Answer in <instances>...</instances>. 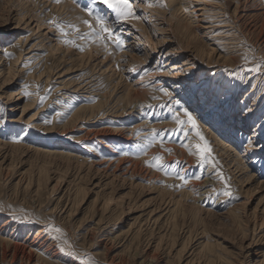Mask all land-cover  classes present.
Here are the masks:
<instances>
[{"label": "rangeland", "instance_id": "1", "mask_svg": "<svg viewBox=\"0 0 264 264\" xmlns=\"http://www.w3.org/2000/svg\"><path fill=\"white\" fill-rule=\"evenodd\" d=\"M134 1V17L147 28L145 36L153 45L144 38L139 44L128 33L130 19L117 20L115 12L102 3L94 8L121 37L122 48L111 41L105 46L90 36L82 23L90 18L81 7L90 0H79V4L74 0L60 4L0 0V118L6 120L0 123V264H83L85 259L94 264H262L257 261L264 252V224L259 225L264 219L263 161L240 155L249 142L248 133L257 131L256 123L264 113L256 121L248 120L250 113L244 118L240 108L253 99L256 102V90L251 97L247 95L252 86L264 87V69L249 71L264 59V40H260L264 37V0H137L153 3L148 9L161 12L136 8ZM238 11L247 14L238 18ZM53 18L78 26L79 34L65 28L67 35H62L48 23ZM220 22L228 25L223 28L230 33L227 47L236 45L231 50L238 55L243 73L242 67H233L221 55V43L227 40L218 33ZM65 39L74 44L64 43ZM179 42L186 46L183 51L167 53L179 49ZM138 47L149 49L150 55H142ZM128 51L139 58L135 60ZM6 52L12 57L4 55ZM245 55L251 63L245 64ZM187 56L193 69L180 68L177 77L186 82L177 90L169 83L175 78L159 74L170 68L165 63L179 64ZM7 67H11L10 74ZM60 70L67 74L57 79L55 73ZM150 70L153 77L147 78ZM225 75L234 86L222 81ZM67 78L71 80L67 90L56 91L57 82ZM190 83L196 84L193 90ZM144 86L146 99L153 103L128 108L119 115V108L127 102L126 90ZM161 87L169 90L170 97L158 90ZM201 94L209 102L201 103ZM227 97H232V103L226 106ZM186 98L201 105L197 109L189 102L187 110L209 142L219 173L238 199L223 196L224 183L217 170L210 165L201 168L196 155L189 152V147L195 152L199 142L191 126L186 125L187 137L177 130L173 115L178 111L179 118L186 121ZM263 101L259 98L257 105ZM165 104L168 106L162 107ZM14 107L17 109H11ZM227 107L238 112L230 117L234 122L228 128L240 121L244 129L235 126L228 133L227 128L222 132L214 127L215 113L231 112ZM77 109L79 115L74 113ZM95 110L101 114L88 119ZM207 111L209 119L202 113ZM152 129L163 130L160 135L164 148L172 149L170 154L159 143L145 150L143 137ZM92 130L100 134H92L96 132ZM137 130H141L139 135H134ZM130 131L131 137L126 139ZM257 134L253 142L263 145L264 138ZM260 151L264 157V148ZM157 154L163 157L160 163L172 167L158 171L146 166L145 161ZM14 215H26L35 222L13 219ZM49 225L62 229L61 239L55 238ZM64 238L68 244L63 243Z\"/></svg>", "mask_w": 264, "mask_h": 264}, {"label": "bare ground", "instance_id": "2", "mask_svg": "<svg viewBox=\"0 0 264 264\" xmlns=\"http://www.w3.org/2000/svg\"><path fill=\"white\" fill-rule=\"evenodd\" d=\"M169 1H172V0H169ZM134 3L136 4V8L137 7H142V8H144V10H147V12H152V11H156V12H161V10H156V8H153V9H151V10H149L148 8H149V2H147V1H145L144 3H139V1H137V0H135L134 1ZM238 5V4H237ZM236 5V7H235V11H237L238 10V6ZM96 7H98V5H95ZM209 11H214V8H212V10L211 9H209ZM75 12H77L79 15H82L81 13H79L78 11H75ZM172 14V13H171ZM246 12L245 11H238V13H237V17L238 18H240V17H242V16H246ZM130 21H131V24H132V27H130L129 29H128V33L129 34H132L134 37H136V38H138L139 39V41H138V43L139 44H143V42L141 41V38L143 39H145L147 42H151V40H149V38L148 37H146L145 36V33H144V31H146V27L141 23V21L139 20V18L138 17H133V18H130ZM185 21H187V20H185ZM180 23V22H179ZM181 25V24H180ZM184 25V24H183ZM186 25H189V24H186ZM185 26V25H184ZM228 25L227 24H221V22H220V24H217V27L218 28H220V32H218V33H223L224 34V37L226 38V40H227V42H223V43H221V44H223V46L224 47H222L221 48V51H224L221 55L223 56V59H224V61L226 62H229V63H231V64H233V67H236V68H238V67H242L243 68V65L241 64V62H239V57H238V55H236V54H234L235 52L233 51V50H231V49H234L235 48V46L236 45H232L233 47H231V46H229V47H227V44H230V33L228 32V31H225V30H223V28H225V27H227ZM190 27V26H189ZM171 28V27H170ZM157 29H161L160 27L159 28H157ZM178 30V29H177ZM191 31V30H190ZM189 32V31H188ZM176 33V32H175ZM184 33V32H183ZM182 34V33H181ZM44 35V34H43ZM176 35V34H175ZM177 36V35H176ZM196 37V36H195ZM184 39V38H183ZM199 39V38H198ZM260 40H264V37L262 36V38L260 39ZM180 43V42H179ZM264 43V42H263ZM150 45H153L152 44V42L151 43H149ZM190 44V43H189ZM184 47H186L185 46V44H182V43H180V46L178 47L179 49H177V50H175V49H169L168 51H167V53H172L173 51H176V52H180V51H183L185 48ZM97 48V47H96ZM59 49V48H58ZM224 49V50H223ZM97 50H99V48H97ZM209 50V49H208ZM31 51V50H30ZM100 51V50H99ZM138 51H140L141 53H142V55H144V56H148V55H150V53H149V49H147V48H141V47H138ZM154 51H156L155 49H154ZM95 52L96 53H98V51H96L95 50ZM129 53H130V56L131 57H133L135 60H137L139 57L136 55V54H134L132 51H128ZM21 53V52H20ZM20 53H19V55H20ZM28 53V52H27ZM100 53V52H99ZM182 53V52H181ZM209 54L211 53V51L209 50V52H208ZM106 54H104V56H102L103 58H102V60L103 59H105L106 58V56H105ZM186 56V55H185ZM20 57V56H19ZM27 57H30V55L29 56H27ZM142 59V58H141ZM140 59V60H141ZM139 60V61H140ZM144 60V59H143ZM142 61V60H141ZM190 63V58H188V56L186 57V59L184 60V61H181V62H179V64L176 62V63H165V66H170V68H168V70H167V72H160V76H163V75H169V77H171V78H175L176 80H175V82H171L172 80H170L169 81V83H171V84H173V86H174V88L175 89H177V90H179L180 89V87H181V85H183V83L184 82H186V80L185 79H183V78H180V77H177V75L178 74H180V68H183V65H187L188 67H187V71H191L192 69H193V65H188ZM12 67V66H11ZM11 67H7V73L8 74H10L11 73ZM242 68H240V72L241 73H243L244 72V68H243V70H242ZM2 71V70H1ZM76 70H73L72 72H75ZM174 71V72H173ZM148 72V71H147ZM218 72V74H220V72L218 71V70H216V73ZM2 73V72H1ZM51 73V72H50ZM55 74H58L57 75V79L58 78H60V77H63V75H65V74H67L65 71H58V72H56ZM154 73L153 72H151V70L147 73V75H146V77L147 78H152ZM219 76V75H218ZM50 76H48L47 75V77H46V79H48ZM201 77H204L203 75L201 76ZM119 78H122V74H120V77ZM142 78V77H141ZM68 79V78H67ZM67 79H63V80H60L59 82H57V83H59V85H58V87L56 88V91H58V90H60V91H62V90H67V87L69 86V84L71 83V80H70V78L67 80ZM221 79V76L219 77V79L218 80H220ZM205 80H207V77H204V80L203 81H205ZM226 81L227 83H230V84H228V85H230V86H234L235 85V82H233L232 81V79H231V77H229L228 75H225V76H223V78H222V81ZM128 85V84H127ZM156 85V84H155ZM157 85H159V82H158V84ZM190 85V89H192V87H193V85H196L195 83H190L189 84ZM254 85V84H253ZM129 86H130V84H129ZM218 86V85H217ZM216 86V87H217ZM243 86V85H242ZM145 88H133V90L132 91H130V88H132V87H129V89H127L126 90V92H127V95L126 96H128L125 100H127V102H126V104L125 105H123V106H121L119 109L121 110L120 111V113H119V115H123L124 113H126V111H127V109L129 108V109H136V108H140L141 106H143V105H145V104H148V103H153V101L152 100H150V99H146L147 98V92H148V90L146 89V86H144ZM75 88H77V85L75 86ZM193 90V89H192ZM255 90H256V92H258L257 93V96L255 97V98H257L255 101V103H254V99L252 100V103L250 104V105H248V106H246V108H240V109H242V110H244L245 111V113L243 114V117L245 116V115H247L248 113H250V116H248V120L250 119V120H253V121H256V120H258L260 117H261V115L264 113V101H263V103L261 104V105H257V103H258V100H259V98H261V97H263L264 98V87H260V86H256V89H253V86L250 88V90L247 92L248 94L247 95H249L250 97L254 94V92H255ZM178 92V91H177ZM181 92V91H180ZM191 93H193V91H191ZM200 93H202V91L200 92ZM141 94L143 95V97H141ZM193 94H195V93H193ZM125 96V97H126ZM19 98V97H18ZM229 98V100L230 101H228V100H226L225 102H224V104L227 106L230 102L232 103V97H227V99ZM198 99H201L200 100V102L202 103L203 101H208L209 102V99L207 98V96H204L203 94H201L200 95V97H198ZM184 101H186V104L183 106V109H187V105H188V103L190 102V99L189 98H186ZM224 101V100H223ZM194 103V102H193ZM218 102H217V100L215 101L214 100V102L212 103V105L214 106V107H216V106H218V104H217ZM183 104V103H182ZM99 105V104H98ZM190 105H192V106H194V107H198L197 109H201V105L198 103H194V104H191V102H190ZM211 105V106H212ZM255 106V108L253 109V107ZM81 107V106H80ZM213 107V108H214ZM89 109H90V107H88ZM93 108V107H92ZM91 108V109H92ZM212 108V107H211ZM251 109V112H249L247 109ZM11 109H17V107H14V108H11ZM81 109V108H80ZM95 109V108H94ZM93 109V110H94ZM226 109H231L232 111L231 112H227V113H225V114H222V113H220V112H218V114L217 113H215L216 114V121L215 122H213V124H214V127H216L218 130H220V131H222V132H224L223 130L225 129V128H227V131H228V133H231V131H232V133H233V131H235V130H233L234 128H235V126H237L238 128H240V130L243 128L244 129V127H242V124H241V122L239 121L238 122V125H237V123L235 122L234 123V126H232L231 128H228V125L230 124V123H232V122H234V120L232 119V118H230L233 114H235L237 111L235 110V111H233L234 110V108H226ZM99 110V109H98ZM117 110L118 109H116V111H113V112H117ZM79 111V109H77V111H75L74 113L75 114H77V112ZM96 111V110H95ZM91 112V114H89V116H87L88 117V119L89 118H92V119H95L98 115H100L101 113H98V111H96V112ZM129 113H131V112H129ZM203 114H204V116H205V118L206 119H209V117H211V113H209L208 111L205 113V112H202ZM238 113V112H237ZM77 115H79V114H77ZM81 116V115H80ZM245 118V117H244ZM0 119H3V118H0ZM243 119V118H242ZM174 124V123H173ZM261 124V125H260ZM256 125L258 126L259 125V127L256 129L257 131L256 132H253L252 134H250V133H248V136H249V139L248 140H251L252 142L253 141H255L254 139L256 138V135H255V133H258L257 135H261V137H263L264 138V127H262V126H264V118H262L261 120H259L257 123H256ZM13 127H15V126H13ZM234 127V128H233ZM101 130V129H100ZM89 131V132H88ZM88 131H86V132H88L87 133V135L89 134V133H91L90 131V129L88 130ZM92 131H96V132H94V133H92V134H95V135H99L100 134V131H98V130H92ZM130 133H132L131 131L130 132H127L126 134H125V137H127L126 139H130ZM132 135V134H131ZM100 142H101V140H99ZM254 143V142H253ZM255 144V143H254ZM5 145V144H4ZM7 145V144H6ZM256 145V144H255ZM242 148H243V150H244V153H242V155H240V156H246L247 155V157H249V158H253L252 160H255V158H258L259 157V160L262 162L263 161V165H262V167H263V169H264V157H262V155H263V151H260V149L261 148H264V143H263V145H256V147H255V149H250L249 148V146H248V143H246L245 144V146H242ZM40 151V150H39ZM48 151V150H47ZM52 151H55V150H52ZM55 154H61V152H59V151H56V152H54ZM249 155V156H248ZM251 155H253V157L251 156ZM100 159V158H99ZM240 159V158H239ZM250 159V160H251ZM98 160V158L96 159V161ZM95 161V162H96ZM99 161V160H98ZM98 161H97V163H98ZM253 162V161H252ZM88 163V162H87ZM89 163H91V162H89ZM94 163V162H93ZM241 163V161L239 160V163L238 164H240ZM99 164H100V162H99ZM134 165H136V163H134ZM242 167H245V166H243V164H242ZM93 168V167H92ZM96 169V168H95ZM130 174V173H129ZM251 175V174H250ZM250 175L248 174V177H250ZM210 178H208V179H205V181H204V183L206 184L207 183V180H209ZM195 184V183H194ZM208 184V183H207ZM199 186V185H198ZM202 186H204V185H202ZM201 186V187H202ZM191 190H192V188H191ZM195 191V190H194ZM204 192V191H203ZM207 192V190H205V192L204 193H206ZM196 200H198L196 197H194V201H196ZM196 206V205H195ZM200 210V209H199ZM202 210V209H201ZM259 225H260V227H262V225L264 224V219H261V220H259ZM234 225V224H233ZM255 225H256V223H254V225H253V227L255 228ZM253 228V229H254ZM245 234V233H244ZM243 234V236H245ZM253 239V238H252ZM5 242V241H4ZM12 245V244H11ZM207 246V245H206ZM256 255H258V254H256ZM259 256H261L262 257V259H260V260H258L257 262L258 263H262V264H264V252L262 253V254H260ZM258 256V257H259ZM154 258V257H153ZM155 260V259H154Z\"/></svg>", "mask_w": 264, "mask_h": 264}, {"label": "snow or ice", "instance_id": "3", "mask_svg": "<svg viewBox=\"0 0 264 264\" xmlns=\"http://www.w3.org/2000/svg\"><path fill=\"white\" fill-rule=\"evenodd\" d=\"M53 2L56 4H60L62 2V0H53ZM74 2L79 4V0H74ZM154 2H157V0H153V3ZM97 3H102L108 9L113 10L116 14L117 20H125L126 21V20L134 17V9H133L132 0H90L89 3H86V4L81 6L82 10L85 11L87 13V16L90 18V19L82 20V23L89 28L90 36L93 37L96 41L103 42L105 44V46H107L108 42L111 41V43H113L116 46V48H122L124 42L121 39V37L115 33L112 26L109 25L107 23V21H105L103 16L94 8V5ZM153 3H149V7H152ZM49 11H50V9H49ZM48 23L50 25H52L54 28L58 29L62 33V35H64V36L67 35V33L65 32V28H72L76 31L77 34H79V31H80L79 27L72 24L71 22H66L63 20H58V19L53 18V19H50L48 21ZM81 38L84 39L86 37L81 36ZM63 42L66 44H74V41L67 40V39H65ZM76 47H78L79 50H81V51L84 50L83 47H81L80 45H76ZM4 55L8 56L9 58L12 57V53L6 52V53H4ZM243 59L245 61V64L251 63V60L247 55H245L243 57ZM262 69H264V59L257 61L254 64L253 68H250L249 71L260 72ZM27 87H28V85H25V88H27ZM38 87L39 86H37V88ZM158 90L163 92V94L165 96L170 97V95H171L167 88L161 87ZM25 94L31 95V93H27V92ZM46 98H47L46 96L41 98V104L43 103V100ZM152 98L153 99H159L158 97H155V96ZM171 102L172 101H170V103ZM174 103L179 104V101H174ZM167 106H168L167 104L162 105V107H167ZM247 110L249 112H251L250 108ZM183 116L187 118L186 121L179 118L178 111H177V113H175L173 115V121L177 126V130L182 131L184 136L187 137L189 135V130L186 127V125H190L192 133H194V135L198 138L199 142H197L195 144V152H193L192 148L189 147L188 145H182V146L183 147H189V152L191 154L196 155L197 163L201 168H203L205 165H210L213 169H216L218 179L224 183V188H223L221 194L225 197H233V193L230 190V186L227 184L226 178L221 173H219V169H218L219 162L216 161L214 157H212V149L210 147V144L206 140V138L204 137L202 132L199 130L196 119L192 116V114L186 108L183 109ZM50 122L51 121H48V123H50ZM0 123H6V120L0 119ZM29 127H30V125H29ZM262 127H264V126H262ZM140 131L141 130H137L133 134L139 135ZM161 131H163V130L152 129L151 133L148 136L143 137V139L146 141V144L144 145L145 150L147 148L152 147L154 144L159 143L161 145V149L163 152H167L169 154L172 152V149L164 148V138L160 135ZM248 146L250 149H255V147H256V145L251 140H249ZM125 155H128V153H125ZM162 160H163L162 155L157 154V155L153 156L151 160L145 161V164H146V166L153 167L158 171H163L166 168L172 167L171 165H165V164L160 163ZM179 163H180L179 161L176 162L177 165ZM166 174H168V173H166ZM175 175L178 179L184 180L185 183H187L185 177L180 176L178 173H176ZM194 179L200 180V179H202V177L201 176H195ZM168 186L174 187V188H179V187H182L183 185H168ZM213 191H216V190L213 189ZM233 198H236V197H233ZM236 199H238V198H236ZM13 219H23L24 221L29 222V223L35 222L32 220H29L26 215L23 217H18L16 215H14ZM49 229L57 234V236L55 237L56 239H61L62 229H60L59 227H56L54 225H49ZM63 243L68 244V241L66 238L63 239ZM60 250L64 251V248L61 247ZM83 264H94V262L91 261L90 259H85L83 261Z\"/></svg>", "mask_w": 264, "mask_h": 264}]
</instances>
